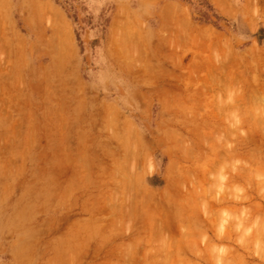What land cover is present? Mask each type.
<instances>
[{
    "label": "rangeland",
    "instance_id": "rangeland-1",
    "mask_svg": "<svg viewBox=\"0 0 264 264\" xmlns=\"http://www.w3.org/2000/svg\"><path fill=\"white\" fill-rule=\"evenodd\" d=\"M0 136V264H264V0H0Z\"/></svg>",
    "mask_w": 264,
    "mask_h": 264
},
{
    "label": "crops",
    "instance_id": "crops-1",
    "mask_svg": "<svg viewBox=\"0 0 264 264\" xmlns=\"http://www.w3.org/2000/svg\"><path fill=\"white\" fill-rule=\"evenodd\" d=\"M62 12V11H61ZM63 13V12H62ZM63 23H64V21H63ZM68 19H66L65 20V23H64V25L66 26V28H67V26H68ZM64 26V27H65ZM58 28H60L59 27V24L57 25L55 22H54V20L53 19H50V29H49V35H46V39H47V41H46V43H56V46L58 47V48H60V50H61V52H60V57L57 59V64H58V66H56V67H59V69H62L61 70V73H63V74H66L67 75V73H69V69H68V71H67V61H68V57H67V55H66V53L62 50V49H65V48H69V47H71L72 48V46H73V48L75 49V51H74V53H75V58H76V56H77V52H78V50H77V45H75V43L73 44L72 42H71V40H69L68 39V37L66 38V40H55V38H58V37H55L56 35H54V30H58ZM45 39V40H46ZM59 39H62V38H59ZM75 42V41H74ZM47 48H51V50L54 48L53 47V45H51V46H47ZM53 53V52H52ZM52 53H50L49 54V56H50V58L48 57V59L49 60H51V56H52ZM78 54H79V52H78ZM65 70V71H64ZM60 75V74H59ZM62 76V79L61 80H63L64 79V75H61ZM44 109L46 110L47 109V107H44ZM47 137V136H46ZM0 138H1V136H0ZM2 143V142H1ZM5 144H6V142H5ZM3 147H4V145H3ZM41 147H43V146H41ZM44 147H46V149H48L47 150V153H51V154H53L54 153V150H52V148L51 147H49V145H45Z\"/></svg>",
    "mask_w": 264,
    "mask_h": 264
},
{
    "label": "bare ground",
    "instance_id": "bare-ground-1",
    "mask_svg": "<svg viewBox=\"0 0 264 264\" xmlns=\"http://www.w3.org/2000/svg\"><path fill=\"white\" fill-rule=\"evenodd\" d=\"M57 13V11H55ZM58 14V13H57Z\"/></svg>",
    "mask_w": 264,
    "mask_h": 264
}]
</instances>
